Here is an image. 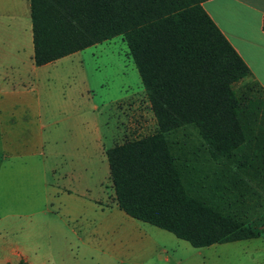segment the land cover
Wrapping results in <instances>:
<instances>
[{
  "label": "trees",
  "instance_id": "obj_1",
  "mask_svg": "<svg viewBox=\"0 0 264 264\" xmlns=\"http://www.w3.org/2000/svg\"><path fill=\"white\" fill-rule=\"evenodd\" d=\"M206 1L30 0L38 66L126 41L156 127L106 149L116 200L195 248L259 238L264 217V88Z\"/></svg>",
  "mask_w": 264,
  "mask_h": 264
},
{
  "label": "crops",
  "instance_id": "obj_2",
  "mask_svg": "<svg viewBox=\"0 0 264 264\" xmlns=\"http://www.w3.org/2000/svg\"><path fill=\"white\" fill-rule=\"evenodd\" d=\"M203 5L250 67L244 83L264 88V0ZM65 58L38 66L30 0H0V217L9 209L28 218L19 244L1 242L5 229L21 227L0 221V264H224L217 250L171 254L163 238L184 243L120 208L106 154L113 144L99 116L118 96L98 103L88 77L82 88L56 94V75L48 74L43 89L44 70ZM233 257L264 264V251Z\"/></svg>",
  "mask_w": 264,
  "mask_h": 264
},
{
  "label": "rangeland",
  "instance_id": "obj_3",
  "mask_svg": "<svg viewBox=\"0 0 264 264\" xmlns=\"http://www.w3.org/2000/svg\"><path fill=\"white\" fill-rule=\"evenodd\" d=\"M55 70V71H53ZM48 74L56 75L53 88L58 92L65 90H78L86 83V79L96 82L94 94L98 103L107 102L117 97L100 109V120L103 124L107 144L110 146L120 142L124 135L132 132L140 133L153 130L156 127L155 117L151 105L147 99L138 69L130 53L129 47L122 36H116L109 41L97 46H91L81 52L67 56L65 60L57 66L49 69V73L44 70L42 76V88H46V76ZM245 85L238 84V92L242 94ZM109 141V142H108ZM6 202L7 199H5ZM13 211L4 209L0 217L2 225L20 226V231L15 232L11 229H5L1 235V242L4 243L7 237L22 241L24 237V224L28 218L20 211L11 215ZM263 235L260 238L228 242L223 244H214L207 248H195L189 242L176 237L173 233L158 229L171 237L184 243V247H178L177 242L169 241L163 238L166 247L171 254L182 253L183 249L199 251L200 249H211L225 253L224 264H247L241 263L242 258H234L236 252H263L264 251V217L262 221H257ZM2 226V228H3ZM175 240V241H176ZM186 251V250H185ZM247 260V259H246ZM6 264V263H5ZM12 264V263H11ZM122 264V263H112Z\"/></svg>",
  "mask_w": 264,
  "mask_h": 264
}]
</instances>
